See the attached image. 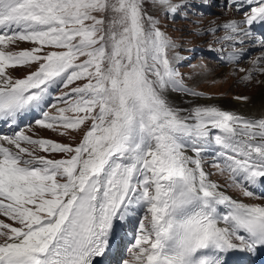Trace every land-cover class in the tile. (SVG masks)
I'll return each instance as SVG.
<instances>
[{
  "label": "snow or ice",
  "instance_id": "snow-or-ice-1",
  "mask_svg": "<svg viewBox=\"0 0 264 264\" xmlns=\"http://www.w3.org/2000/svg\"><path fill=\"white\" fill-rule=\"evenodd\" d=\"M154 3L185 17L192 7ZM227 3L249 10L207 31L223 28L220 51L238 62L245 49L236 45L264 23V0ZM158 24L145 0H0V121L15 126L62 87L64 106L35 123L86 129L74 146L23 131L0 136V216L11 221L0 219V264H105L119 227L139 212L121 264H227L228 253L264 247V204L233 199L204 167L210 154L230 186L264 199L249 190L264 186V117L171 103L170 91L205 94L185 84L179 53L169 55L176 44ZM22 42L33 46L10 50ZM33 65L20 78L8 71Z\"/></svg>",
  "mask_w": 264,
  "mask_h": 264
},
{
  "label": "rangeland",
  "instance_id": "rangeland-1",
  "mask_svg": "<svg viewBox=\"0 0 264 264\" xmlns=\"http://www.w3.org/2000/svg\"><path fill=\"white\" fill-rule=\"evenodd\" d=\"M173 2H178V0H173ZM191 4V10L187 12L185 17L184 9H180L176 14H171L163 7L155 4L154 0H145L147 13L159 20L158 27L176 44V48L171 50L169 55L179 53L181 59L176 64V67L182 74L185 84L197 92L204 93L205 95L200 97L206 99L250 100L264 86V72L257 70L259 67H264V60H261L257 66L253 65V60L264 55V46H261L260 43H250L249 40L243 44H237L236 47L244 48L245 52L241 55L238 62L229 61L226 56L227 51H230V49L224 47V51H220L222 46H224V42L218 39L224 35V29L220 28L216 32L207 31L210 27L221 25L228 20H242L244 12L249 10L248 7L245 6L242 10L237 11L235 6H228L227 0H206V2L205 0H191ZM262 25L257 27V24H254V27L261 28ZM252 31L256 33L255 30ZM247 42H249V46ZM32 46L31 43L22 42L18 48L14 47L10 50H19ZM35 67V65L32 66V69L16 67L8 71L14 77L20 78L27 74L28 71L34 70ZM241 69H244V71H240ZM249 73H251L250 78L244 79L243 77L249 75ZM77 83H83V81ZM64 91H67V89L62 87H55L49 90V95L52 99L41 105L40 115H37L32 121L21 125L19 129L10 130L7 126H4V129L0 131V136L12 135L15 131H23L34 139L47 138L73 146L78 144L84 130H86L84 128L80 130H65L63 128L52 130L35 123L37 119L42 118L44 111L49 112L53 116L57 115L54 105L64 106L57 100ZM176 93H179V96L193 97L182 92ZM66 115L71 116L73 114L67 113ZM65 131L66 134L62 135L61 132ZM37 154L48 155L50 158L52 156L61 158L64 155L62 153L49 154L42 151H38ZM204 159L205 170L211 173L210 178L220 184L221 189L227 195L248 204H264V199L244 196L240 189L230 186L231 182L228 179V174H220L212 167L210 154L206 155ZM258 185L250 187L249 190L254 191L256 197H264V186ZM142 216L143 212L134 213L129 220L119 227L121 234L117 242L118 247L106 258L105 264H121L123 260L131 259L129 249L134 244ZM0 219H5V222L11 223L10 220L3 216H0ZM246 255L253 256V252H246Z\"/></svg>",
  "mask_w": 264,
  "mask_h": 264
},
{
  "label": "bare ground",
  "instance_id": "bare-ground-1",
  "mask_svg": "<svg viewBox=\"0 0 264 264\" xmlns=\"http://www.w3.org/2000/svg\"><path fill=\"white\" fill-rule=\"evenodd\" d=\"M259 25H262V23L257 24V27ZM252 30H255L256 33H254L253 37L248 40L250 43H258L257 42L258 38L264 35V25H262L260 29L255 28L253 25ZM249 42H247L248 46H249ZM178 94L174 91H170L168 93V99L171 103L175 104L176 106L182 109L191 110L195 105H214V106L219 107L222 110L233 112L241 116H244L246 118L264 117V86L262 89H260L257 92V94H254L252 98H250V100H247V101H239V100H233V99H228V98H222V99H214V98L208 99L207 98L206 99V98L194 97V96L193 97L179 96ZM37 110L38 109L30 110L22 114L21 116H19L17 118V121L15 122V125L20 124L24 120L26 121L28 116L35 114ZM2 124H5V122L0 121V127L3 126ZM120 234H121V231L120 229H118L117 241L120 239ZM253 254H254V258H251V256L246 255V251L245 252L234 251V252L226 254L225 258L230 260L232 264H256L257 261L261 259V257L264 255V247L258 248Z\"/></svg>",
  "mask_w": 264,
  "mask_h": 264
}]
</instances>
